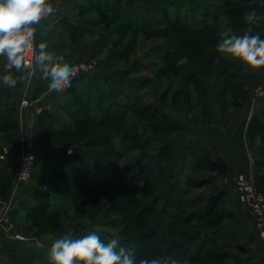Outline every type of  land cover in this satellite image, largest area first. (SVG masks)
Masks as SVG:
<instances>
[{"label":"rangeland","instance_id":"obj_1","mask_svg":"<svg viewBox=\"0 0 264 264\" xmlns=\"http://www.w3.org/2000/svg\"><path fill=\"white\" fill-rule=\"evenodd\" d=\"M108 1L124 8V6L120 4L122 3V0L121 2L120 0ZM157 1L159 3L163 0ZM167 1L168 2L166 4L170 6L166 7L169 9V11H171V14L169 13L170 21H172L174 18V22L177 17L180 19L179 15L181 11V22L188 19L189 24L193 23L191 27H194L193 25L198 26L199 22L196 18L194 21L191 18L193 12L196 11L198 15H202L203 12H207L212 16H214L216 13H222L228 18L226 27L231 28V30L237 29L238 32L241 31L240 35H242L245 30L242 26L237 25L228 9L223 7V2L221 0ZM169 1H172L173 4H169ZM163 3L165 4V2ZM123 4L128 5L129 10L128 12L122 10L118 18L113 17V14L111 13H107V16L102 14L100 18L99 12L93 9L92 11L86 13L85 18L91 21V30L84 34L83 37H80L79 43L86 40L89 42V44L85 45L84 47L85 51L87 50V52L91 53L92 57L90 59H80L76 62L87 61L92 65V68L90 74L84 75L87 78L80 77L77 80L80 81V79H91V76L94 73V75L96 74L95 77L97 76L100 81L93 83L90 86H84L82 92H78L76 95L73 92V85L71 88L66 89L63 93L57 94L58 99L64 101V104L62 105L63 107L52 108L50 111H53L56 117L61 121L66 120V118L69 116V113L71 112L73 114H82L83 116V112L79 109L81 103H79V101L75 98L79 95V93L84 94L82 99L85 102L90 100V106L95 109V114H98L100 110L107 108L109 104L113 103L118 104L120 107L129 105L133 99H144L145 103H150L149 101L152 100L151 96L154 95L158 104H160L159 101L163 104H168L173 108V113L177 116V118L185 123L187 118L184 116V114L186 110H188L189 101L195 97L192 98L191 90H188V85L186 84L187 81H183L182 75H189L192 71H195L204 79L206 77L207 80L205 82L209 87V90H211V92H216V86L219 85L218 82L220 79L219 71L220 69H225L222 68L219 60L223 62L222 60L224 57L220 59L221 55L216 54L215 50L212 48L203 49L200 47V49H196L195 47H190V42L186 41L188 35L187 30L180 28V22L178 24L174 22V26H172L166 21L163 22L162 18H159L158 20L161 24V32L159 33V31H157V34L159 33L157 36H149L151 35L149 29L145 31L128 26L131 24L132 20L124 19L127 17L133 19V11L134 13L137 12L139 15H152V18L150 19L156 21L154 23H157L158 20L153 19V14L155 13H150V9H153V11L156 10V8L154 9L152 7V4H156V0H125ZM177 12L179 15L176 14ZM257 15L264 16L263 13H257ZM255 27L258 31L256 34H259L263 39L264 20H260ZM168 33H171L173 36L171 43H169L170 38ZM159 47L161 49L155 51V48ZM187 49L194 52L195 55H193L195 61L193 60L192 54ZM169 52L171 55L180 56V59H178L179 61L171 60V57L167 59ZM206 58L210 60L209 64L207 63V65L204 62ZM66 62L70 64L75 61L70 62L69 60ZM4 64L5 60L0 58V71H3ZM168 66L172 67L170 69L171 72L164 73L166 72L165 68ZM211 73L212 75H209ZM249 73L251 76L252 69L247 67L246 77ZM3 74L4 72H0V76ZM195 78L196 76H194L191 80V82H193L192 90H197L196 96L200 105L206 100L207 93L206 88L204 86H200V83H198ZM34 79L35 76L32 77L28 87L33 85ZM73 80L75 79H72V81ZM252 84L253 89L250 98L252 104L256 105L259 101H264V77L262 80L259 77H254ZM19 86L23 90L21 91L23 95L22 99L28 95L27 97L30 98L33 105L37 102L41 103L43 98L46 101L47 96L49 99H51L56 94L48 93V82H45L42 86L39 84V88L35 90L34 95L35 97H38L45 92L47 96H45V94L39 101H35L29 93L26 95L27 92L24 84L18 83L15 88H9L5 86L2 81H0V89L2 88L0 91V104L16 99L18 94L16 93V88ZM229 97L233 99L230 93ZM247 97L245 99H247ZM12 105L13 104L9 105V107L5 109L0 107V115L4 110L8 111L13 109ZM200 107L201 106H198L196 111L198 109L199 112ZM230 107H232L231 104L229 108ZM138 111L140 110L128 109L126 115L124 116V122L121 125L120 135L119 137H116V144L120 148L122 154L119 153L118 157L115 156L107 159L109 162L114 163L115 166H119L121 170H128L129 172L133 169L137 170V167L145 162V157L142 159V157L145 155V151L134 147L138 144V141L134 135H142L143 138L141 139L143 143L149 142L151 148L156 149L160 146V140L165 141L166 139H169L174 141L176 139V144H178L179 142L177 141L181 140L180 136L183 133L182 130L180 134H172L171 137L167 136L168 138L163 134H156L152 129V126H154L156 120L154 118L150 119L148 116L141 118L138 116ZM16 113L17 112L15 111V114ZM227 113V118H224L226 121H229L231 118V112L229 109ZM16 115H18V113ZM83 117L86 119V116ZM16 120H18L17 117H13V119L5 121L7 125H4V121H0V155L3 153L2 148L8 149L9 153L6 160H0V167H6L7 171H12V173L8 175V178L5 180V182L0 181V200L2 201L1 204L4 205V207L0 205V234L3 235H0V239H2L0 240V246L1 244H6V242L3 240H6L9 245H11L6 254L3 255V253L1 254L0 251V264H6L10 262L12 264H48L46 261L49 260L48 254L52 243L56 239L62 238L69 233H71L73 238H79L92 232H96L105 242H108V240L112 238H116L120 242L122 241L124 246L129 244L131 246L134 245L135 248H137V250L134 252L137 260L146 257L148 252L146 251L145 239L142 237L145 229L137 232L133 231V226H131L128 216L132 211H140V208L143 207L150 198L144 197L139 204H131L129 207L132 210L127 212V209H125L127 205L125 200L126 196L121 192V190L126 192V190L129 188H125V184L120 187L119 184H115L113 179H105L99 182L103 184L104 187H107V189L98 190L95 188L94 191H97L96 196H84L80 194L76 199V204L74 205L72 203L71 205L67 202L69 200L67 191L69 189H71V191L72 189L80 190V188H77L76 186L71 188L70 185L65 183V181L62 179L57 180V184H55V181L53 180H48L47 184H45L43 188L45 191L49 190L52 192L54 197L53 201H55L54 205H57L60 209H64L62 210L64 211V214L57 216L62 218L61 224L58 227H46L41 229L36 225L35 222L29 220L28 211L31 204L34 202L33 194L31 192L40 179L42 166L41 164L38 165L37 162L32 170V175L29 181L25 183L18 182L19 160L23 156L24 152L20 147L21 130L19 129V133H17V129L10 130L13 126L11 124H14L10 121ZM14 126L16 127V124H14ZM89 133L93 134L90 131ZM262 137V135H259L255 141H252L251 139L252 144L260 143L264 145V140ZM16 138L18 140H16ZM98 141L102 142L101 139L93 137L91 143H97ZM14 142L17 144H14ZM150 145L149 149L152 151ZM47 149L50 153L52 152L57 155L64 151L62 148L57 146L52 148L47 147ZM69 149H72L73 152ZM89 149L81 144L74 148H68L65 151L67 154L76 152L78 155H86L89 153ZM260 154L264 159V151ZM170 168L171 167L166 168L165 181H163L160 188H158L159 191H162L161 193H163V197L165 195L164 191L169 187V185L173 184V182L178 179V171H176L177 173L174 172L173 174ZM192 173L193 174L191 176L194 178L204 177V179L208 181V183H206L202 188L190 189L187 196V200L194 201L193 205L190 206L189 209H196V212L200 214L203 213L204 210L200 208L201 200L205 195H208V192L210 193V189L212 188L214 182L213 180L224 179L228 176V174L224 177H221L216 173H212L204 169L198 171L194 170ZM189 174L190 173H186L185 176H188ZM247 175L251 177L259 193L264 197V191H262L259 186L256 172L255 174L252 173ZM186 178L187 177L184 179ZM3 183H6L9 186L8 190L5 188ZM63 186L65 188L61 189L60 187ZM110 186H112V188H110ZM114 187H117L120 190ZM128 187H130V185ZM236 191L239 202L244 208L246 207L250 213V217L253 220L257 235L255 237L249 236L241 239L242 236L240 233H236L237 229L233 228L226 231L227 228L225 230L221 228L222 225L225 228V226L231 221L233 215H228L229 218L225 219L223 224L220 226V230L222 235L225 231L226 236H228L227 238L223 237V252L225 253L226 251H230L233 254L226 253L228 258L226 259L225 264H232L234 261H230V259L233 257L234 260L236 256H238V260L242 258L252 260L253 264H264V241L260 237L259 232H257L258 228L253 212V206L249 203L245 204L241 201L237 186ZM104 194L114 195L115 198L113 200L111 199L106 202H102L96 207L93 205L91 207V204H96V201H99L100 196H104ZM252 202L255 203L256 199H254ZM116 205L117 207L115 208ZM5 212V219H9V222L2 220ZM45 217L46 215L44 216V219ZM48 217L46 218L48 219ZM53 218L55 217H49V219ZM44 222L45 221H43V223ZM10 223L13 224V229L11 231H9L8 227V225L10 226ZM195 224H197V229L202 228L205 225L203 221H194L190 226ZM191 228L192 227H188L189 230L195 231ZM234 232L236 235H238L237 238L230 236ZM15 234L24 236L26 241L15 238ZM133 236L135 242L132 241L131 244L128 243L129 239Z\"/></svg>","mask_w":264,"mask_h":264},{"label":"trees","instance_id":"obj_2","mask_svg":"<svg viewBox=\"0 0 264 264\" xmlns=\"http://www.w3.org/2000/svg\"><path fill=\"white\" fill-rule=\"evenodd\" d=\"M124 1L125 0H122V3H120L124 6L123 8L108 0H86L78 7L79 16L83 18L86 16V13L93 9L99 12L100 18L102 14L107 16V13H111L113 17L118 18L122 10L126 12L129 10L128 5L123 4ZM221 1L223 2V7L228 9L237 25L242 26L244 29L249 27L244 20L245 13L255 10L257 13L264 14V0ZM163 2H165V4ZM167 2V0H163L158 3L156 0V4H152V7L157 10L153 11V9H150V13H155L153 14V19L158 20L162 18L163 22L166 21L172 26H174V22L177 24L180 22V28L187 30L188 35L186 41L190 42V47H195L196 49H200V47L203 49L212 48L216 51L221 36L219 28L214 26L213 22L219 17L220 13H216L212 16L207 12H203L202 15H198L195 11L192 13V17L191 15L190 17L193 21L196 18L199 25H193L194 27H191L193 23L189 24L188 19L181 22V11L180 15L178 12L176 13L180 16V19L177 17L173 22L174 18L172 16L173 19L170 21L169 13L171 14V11L166 7L170 6L166 4ZM171 3L172 1H169V4ZM132 13L134 14L133 19L128 17L124 19L132 20L131 24L128 26L145 31L149 29L151 33L149 36H157L161 32L160 21L158 20V24L154 23L156 21L150 19L152 15H139L137 12L134 13V11ZM138 23L140 26H137ZM71 30V40L77 44L80 37H83L84 34L91 30V25L86 28L82 27L80 24H73ZM157 31H159L158 34ZM256 33H258V31L257 28L254 27L253 34ZM160 49V47L155 48V51ZM188 51L192 54L193 60L195 61L194 52L192 50ZM216 54H218L217 51ZM169 58L179 61L178 59H180V56L171 55L169 52L167 59ZM171 68V66L166 67V72L164 73H170ZM193 77L194 76H191L190 79L186 80V84L193 83L191 82ZM77 79L78 78L75 80ZM195 79L200 83L199 85L202 86L200 78L196 76ZM75 80L72 81V85L75 84ZM247 82L251 84L253 82V77L250 76V73L247 74V77H243L239 74L226 77L224 89L219 98L222 115L224 117L227 118V111L231 104L228 100L229 93L234 101H236V99H245L250 93V90L245 87ZM73 92L75 95L78 93L77 87H73ZM79 95L75 98L81 103L79 109L83 112V116H86V119L82 114H73L71 112L66 120L61 121L56 117L53 111L47 109L42 110L38 115V127L42 140L44 144L47 145L46 147L52 148L57 146L64 151L60 152L59 155L48 151V153L42 157L41 176L31 192L34 202L31 204L28 211L29 220L35 222L41 229L46 227H58L61 224L62 218L57 216L64 214V211H62L64 209H60L57 205H54L55 201H53L54 197L52 192L49 190L45 191L43 188L48 180H53L55 181L54 183L57 184V180L62 179L65 183H68L71 188L75 186L80 188V190L72 189L71 191V189H69L67 191L69 199L67 202L74 205L80 194L84 196H96L97 191H94L95 188L98 190L107 189V187H104V185L99 182L105 179H113L115 184H119L120 187L125 184V188H129L126 192L121 190L126 196L125 200L127 205L125 209H127V212L132 210L129 207L131 204H139L144 197L150 198L148 202L146 204L144 203L145 205L140 208V211H132L128 216L131 226H133V231L137 232L145 229L142 237L145 239L146 251L148 252L146 256L171 255L180 260L187 259L190 261V264H225L228 255L223 252L224 238L220 230V226L225 219L229 218V216L224 215L221 211L225 192L221 191L217 194L203 197L200 208L204 210L203 213L198 214L196 209H189L194 201L187 200V196L190 189H199L208 183L204 177L194 178L188 175L185 176L187 177L186 179H184L185 177L178 178L164 191V197L162 196V191L158 190L163 181H165L166 168L170 167L175 160L174 147L169 139H166L158 148L153 149L149 142V144L143 143L141 139L143 138L142 135H134L138 141V144L134 147L145 151V155L142 157V159L145 157V162L140 164L137 170L133 169L130 172L128 170H121L119 166H115L114 163L107 160L115 156L118 157L119 153L122 154L115 140L116 137L120 135L121 125L124 122V116L128 109H139L138 116L141 118L145 116H148L150 119L154 118L156 123L152 126V129L156 134L158 133L166 137H171L172 134H180L183 130V126L173 117L160 111L155 104L145 103L144 99H133L129 105L123 107L115 103L109 104L107 108L95 114V109L90 106V100L85 102L82 99L84 94L79 93ZM15 105L16 104L13 103V109L8 110L9 112L3 109L4 111L1 112L0 121L5 122L9 119H13V117H17L18 119V115H16L18 111ZM232 107L234 108V106ZM15 111L17 112L16 114ZM10 122L16 124V127L14 124H11L13 126L10 130L17 129V133H19V121ZM4 125H7V123L5 122ZM89 131L93 134H90ZM249 135L252 141H255L259 135H262L264 140V111L254 116L251 120ZM93 137L101 139L102 142L98 141L97 143H91ZM16 140L18 139L16 138ZM14 144L17 143L14 142ZM81 144L87 149L90 148L88 154L78 155L76 152L72 154L66 153V149L74 148ZM149 145L152 151L149 149ZM187 152L193 158L192 166L194 170L198 171L204 169L216 173L221 177L228 174L226 162L222 157L214 154L213 150L209 151L207 148L191 145L187 148ZM255 168L257 181L261 190L264 191V161L256 160ZM10 173H12V171H7L6 167H0V181L5 182ZM128 183L130 187H128ZM3 185L7 190L9 189L6 183H3ZM60 188L62 189L65 187L63 186ZM110 188H112V186H110ZM114 188L118 189L117 187ZM114 198V195L104 194V196H100L96 204L92 203L91 207L92 205L96 207L100 203L111 199L113 200ZM116 207L117 205L115 208ZM45 215L46 217L54 216L55 218L49 219L48 217L47 219L45 217L44 219ZM43 221L45 222L43 223ZM194 221H203L205 225L197 229V224L190 226ZM188 227H192L191 229L195 231L189 230ZM133 238L134 236L129 239L128 243L131 244V242L135 240ZM125 246L131 247L129 244ZM136 250L137 248L134 247V252ZM46 263L50 264V260L46 261Z\"/></svg>","mask_w":264,"mask_h":264},{"label":"crops","instance_id":"obj_3","mask_svg":"<svg viewBox=\"0 0 264 264\" xmlns=\"http://www.w3.org/2000/svg\"><path fill=\"white\" fill-rule=\"evenodd\" d=\"M85 1L86 0H59V4L57 6V0H51L53 5L56 6L57 10L49 18V20L43 21L42 24L38 26L36 33V43L38 44L41 41L46 42L48 45L47 50L49 52H52L57 56H64L66 61L70 60V62H76L77 60L84 58L90 59L92 55L91 53L87 52V50L85 51L84 47L85 45L89 44V42L86 40L76 44L71 40V27L73 24H80L82 27L86 28L90 27V20L79 16L78 7H80ZM222 16L224 15L220 13L219 17L213 22V25L218 27L220 32V17ZM137 26H140L139 23ZM232 33L240 35L241 31L238 32L237 29H232ZM168 35L170 38L169 43H171L173 36L171 34ZM218 54L221 55L220 59L224 57L222 60L223 62L219 60V63L222 68L225 69H220L219 71L220 79L218 82L219 85L216 86V92H211V90H209V87L205 82L207 80L206 77L204 79L197 72L192 71L189 75H182L183 81L190 79L191 76L196 75L199 77L202 82L201 84L206 88L207 93L206 100L203 102V104L199 105V101L196 96L197 90H192V83L187 84L188 90H191L192 98H195L189 101L188 110L185 112L186 115L184 114V116L187 118L185 123L177 118V116L173 113V108L168 104H163L160 101V104H158L154 95L151 96L152 100L149 102L155 104L160 111H163L169 116L173 117L183 126V133L180 136L181 140L177 141L179 143L176 144V139L174 141L170 140L175 151V160L170 166L171 172L174 174V172L177 173L176 171H178V178H183L186 173H190V176L193 174V158L187 152V148L189 146L198 145L202 148H207L209 151L213 150L214 154L222 157L226 162L228 176L224 179L213 180L214 182L212 188L210 189V193L208 192V195H205L204 197L224 191L225 196L221 205V211L224 215H233V217L228 225L225 226V228L223 225L221 228L224 230L227 228L226 231L233 228L237 229L236 233H240L242 236L241 239L249 236L255 237L257 233L253 220L250 217V213L246 207L244 208L239 202L234 181L239 174H255L256 160L264 161L260 154L264 151V145L260 143L252 144L251 137L249 135V126L251 120L254 118V116L264 111V101L261 100L256 105L252 104L250 95L253 89V84L247 82L245 87L250 90V94L248 95L247 99H236V101H234V99L229 97V102L231 103V106H234V108H229V111L231 112V118L229 121H226L222 115L219 100L220 93L223 91L224 81L226 77L233 74H239L246 77L247 67L238 60L226 58L225 55L221 53ZM209 61L210 60L208 58L204 60L206 65L207 63L209 64ZM93 75L91 76V79H80V81L75 80V84L72 87H77V92H82L84 86H90L91 84L100 81L97 76L93 77ZM209 75H212V73ZM251 76L253 78L259 77L262 80L264 77V68L252 69ZM33 82L34 83L32 86H27L25 88L27 92L26 95L29 93L34 98L33 100L39 101L46 93L44 92V94L41 96L35 97V90L39 88V84L42 86L48 81L42 80L40 78V73L37 70ZM21 91H23L22 88L20 86L17 87L16 93L18 94L16 99L6 103L3 102L0 104V107L5 109L6 107H9L8 105L13 103L16 104L15 106L18 111V121L20 123L21 130L20 147L24 153L35 155L39 165L41 164L42 157L48 153V149L44 144L40 134V129L37 122L38 115L42 110L63 107L62 104H64V101L58 99L57 93L51 99H49L46 94V101L43 98L41 103L37 102L30 107H22L20 105L23 97ZM198 106H201L199 112L198 109L196 111ZM163 142L164 141L160 140L159 145L163 144ZM236 233L234 232L230 236L237 238L238 235H236ZM223 237H228L226 236L225 231L223 232ZM3 241L6 242V244H1L0 251L1 254L3 253L4 255L9 250L11 245H9L6 240ZM225 253L230 254L231 252L226 251ZM237 257L238 256H236L234 260L233 257L230 259V261H234L232 264H253L252 260L242 258L238 260ZM6 264L12 263L10 262Z\"/></svg>","mask_w":264,"mask_h":264},{"label":"clouds","instance_id":"obj_4","mask_svg":"<svg viewBox=\"0 0 264 264\" xmlns=\"http://www.w3.org/2000/svg\"><path fill=\"white\" fill-rule=\"evenodd\" d=\"M56 10L51 0H0V57L5 60L0 81L5 86L15 88L22 83L27 87L38 70L40 78L48 81V93H63L71 88L75 73L65 57L49 52L46 42L36 43L38 26ZM244 20L249 27L236 35L226 27L228 18L220 17L221 39L216 51L248 68H264V39L253 34L264 16L252 10L245 13ZM134 247H126L116 238L105 242L96 232L79 238L69 233L52 243L48 255L50 264H190L187 259L171 255L137 260Z\"/></svg>","mask_w":264,"mask_h":264},{"label":"built area","instance_id":"obj_5","mask_svg":"<svg viewBox=\"0 0 264 264\" xmlns=\"http://www.w3.org/2000/svg\"><path fill=\"white\" fill-rule=\"evenodd\" d=\"M74 70V77L73 79L82 77L84 75H88L91 72L92 65L87 61H78L69 64ZM33 103L31 102L30 98L25 96L22 99L21 106L22 107H30ZM2 154L0 155V160H6L8 158V149L2 148ZM36 164V156L33 154H26L24 153L23 156L19 160V172H18V182L25 183L29 181L32 175V170ZM235 184L238 187L239 196L243 203L251 204L253 206L254 216L257 222V232H259L260 237L264 241V197L262 194L259 193L258 189L254 181L251 177L247 174H239L235 179ZM256 199V202L253 203L252 201ZM2 201L0 200V205ZM6 212L3 215L2 220L9 222V219H5ZM9 231L13 229V224L10 223ZM8 231V232H9ZM15 238L26 241L24 236L15 234Z\"/></svg>","mask_w":264,"mask_h":264},{"label":"water","instance_id":"obj_6","mask_svg":"<svg viewBox=\"0 0 264 264\" xmlns=\"http://www.w3.org/2000/svg\"><path fill=\"white\" fill-rule=\"evenodd\" d=\"M93 77H95V75H93Z\"/></svg>","mask_w":264,"mask_h":264}]
</instances>
